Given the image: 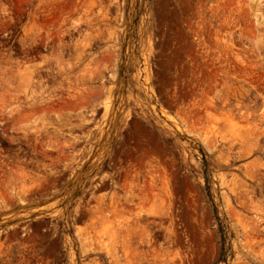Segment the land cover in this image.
<instances>
[{"label":"rangeland","instance_id":"374dc122","mask_svg":"<svg viewBox=\"0 0 264 264\" xmlns=\"http://www.w3.org/2000/svg\"><path fill=\"white\" fill-rule=\"evenodd\" d=\"M0 264H264V0H0Z\"/></svg>","mask_w":264,"mask_h":264}]
</instances>
